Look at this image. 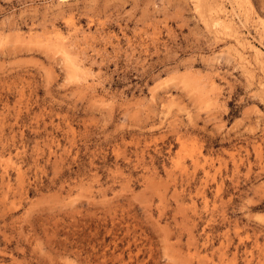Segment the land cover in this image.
I'll return each instance as SVG.
<instances>
[{
  "label": "rangeland",
  "instance_id": "obj_1",
  "mask_svg": "<svg viewBox=\"0 0 264 264\" xmlns=\"http://www.w3.org/2000/svg\"><path fill=\"white\" fill-rule=\"evenodd\" d=\"M218 1L0 0V264H264V0Z\"/></svg>",
  "mask_w": 264,
  "mask_h": 264
},
{
  "label": "bare ground",
  "instance_id": "obj_2",
  "mask_svg": "<svg viewBox=\"0 0 264 264\" xmlns=\"http://www.w3.org/2000/svg\"><path fill=\"white\" fill-rule=\"evenodd\" d=\"M195 5H197V4H195ZM202 5H203V7L206 6L208 8V10H209L210 13H218V12H221L222 11L221 4H220V2L218 0H202L201 7H202ZM210 15H212V14H210ZM212 17H214V16H212ZM211 20H214V21L216 20V22L220 23V25L223 27V29L226 32L230 33L231 35H234L235 37L238 36L239 33L236 30V28H235L236 26H234V24H233V22L231 20H228V19H226L224 17H216L215 19H211Z\"/></svg>",
  "mask_w": 264,
  "mask_h": 264
}]
</instances>
